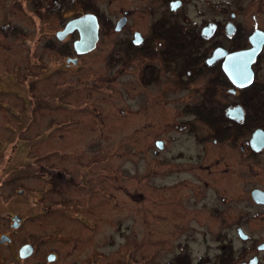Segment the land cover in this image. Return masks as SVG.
Wrapping results in <instances>:
<instances>
[{
	"label": "rangeland",
	"instance_id": "374dc122",
	"mask_svg": "<svg viewBox=\"0 0 264 264\" xmlns=\"http://www.w3.org/2000/svg\"><path fill=\"white\" fill-rule=\"evenodd\" d=\"M97 1L107 7V0ZM200 12L221 30L234 13L243 38L264 31V0H194L190 16L198 20ZM221 34L218 29L210 43ZM102 39L98 50L70 66L38 46L54 73L44 78L37 65L32 68L38 73L31 80L43 77L31 86L35 94L26 76L0 73V235L11 229L7 214L22 218L13 246L0 244V264H21L13 256L26 242L36 248L26 264H46L48 252L58 254L55 264H85L95 253L97 264H125L130 253L131 264H169L176 255L192 264H220L225 251H231L228 264H247L254 256L264 264V251L257 249L264 219L249 195L253 186L264 190V174L239 171L233 157L239 142L235 149L228 143L206 149L191 138L171 144L165 157L180 148L193 167L160 168L152 154L159 126L144 124L141 101L127 94L125 77H110V39ZM5 49L0 46V66L9 69L13 60L24 70L26 49ZM260 61L258 80L264 82V48ZM57 88L65 94L52 107H39ZM162 128L168 138L176 135ZM219 155L226 164L215 166ZM8 186L32 190L12 201Z\"/></svg>",
	"mask_w": 264,
	"mask_h": 264
},
{
	"label": "flooded vegetation",
	"instance_id": "af4514ba",
	"mask_svg": "<svg viewBox=\"0 0 264 264\" xmlns=\"http://www.w3.org/2000/svg\"><path fill=\"white\" fill-rule=\"evenodd\" d=\"M191 1L194 2V0H107V7L102 8L97 0H0V46L4 49L8 46L7 50L5 49L8 52L17 51L20 47L26 49L24 70L18 66L20 62L11 60V68L0 66V73L16 72L18 76L30 78L32 74L38 73L32 71L37 65L39 73L45 78L54 71L49 70L51 60L46 62L42 55L40 56L38 46L45 49L44 52L50 56L65 58V65L70 66L76 65L82 57L98 50L103 36H108L110 39L108 66L112 70L110 77L116 79L123 75L126 79L127 94L134 93L141 101L139 112L144 124L149 126L155 123L159 126V134L153 140L152 154L158 160L160 168L172 172L192 166V159L187 157L189 153L180 148L175 153H170L169 157H165L171 144L175 142L180 145L188 142L186 138L196 140L198 144L206 146V149L210 144L218 148L223 143H228L235 149L239 142L238 150L235 151L236 156H233L235 162L241 166L239 171L245 170L251 177H258L264 174V147L254 150L249 141L254 131L260 129L264 133V82L258 80V72L262 70L260 59L264 44L251 65L253 72L251 85L254 83L256 85L243 88L234 86L222 69L224 58L212 64H208L207 60L216 48H222L227 53L250 48L248 42L250 35L244 48L234 49L239 41L233 36L238 33L240 36V31L233 20L235 31L229 37L231 41H228L225 34L227 22L221 30L219 22H211L201 12L202 17L199 16L198 20H195L189 13ZM86 15H93L96 18L98 40L93 50L78 54L74 49V43L79 39L77 29L65 37H61V32L69 22ZM212 25L214 26L212 32L205 35L204 30H209ZM218 29L219 32L222 31L223 39L212 44L211 35ZM21 37L24 40L18 45L17 40ZM68 59H75L76 62L68 63ZM4 63L6 65L8 61ZM43 77L37 78L41 80ZM34 79L28 83L34 82ZM27 87L33 89L35 94L34 87ZM236 107L243 111L241 120L228 116L227 112ZM244 124L250 125L251 130L244 131ZM162 126L170 128L176 135L168 138ZM215 126L229 128L225 139L218 140L212 136L211 127ZM143 153H146V150ZM214 163L215 166L220 163L226 164L222 155H219ZM228 169L225 167L222 172L225 173ZM57 174H62V171H57ZM8 187L12 192L6 198L12 201L19 199V196L23 197L25 190L27 192L32 190L28 186ZM254 189L260 188L253 186L249 193L250 198ZM255 205L261 208L259 212L262 215L258 218L264 219L262 211L264 205L256 203ZM214 211L218 214L217 209ZM68 217L72 216L68 214ZM16 218L18 226L14 227L13 222ZM6 219L11 229L0 235V239L1 236L8 238L0 244L10 247L14 244L13 234L22 224V218L17 213H10ZM85 234L86 232L82 231V236ZM107 239L109 242V238ZM26 244L30 243H22L16 247V252L14 251L15 261L18 260L21 264L33 259L36 253V248L33 247L29 256L21 258L19 250ZM96 254H93L85 264H97ZM49 255L54 256L53 261H47ZM144 255L140 257V261L145 258ZM179 257L182 256L176 255L169 264H177ZM131 259L132 253L126 257L125 264H131ZM45 260L46 264H55L59 256L54 252H48ZM137 263L133 261L132 264Z\"/></svg>",
	"mask_w": 264,
	"mask_h": 264
},
{
	"label": "water",
	"instance_id": "95a60500",
	"mask_svg": "<svg viewBox=\"0 0 264 264\" xmlns=\"http://www.w3.org/2000/svg\"><path fill=\"white\" fill-rule=\"evenodd\" d=\"M230 21L225 25V34L230 37L234 31L235 26L232 19L235 17L234 13L230 14ZM213 25L208 30H204V34L208 35L213 30ZM79 32V39L74 43V49L78 54L88 53L95 48L96 42L98 40V24L95 16L86 15L82 18L69 22L65 29L61 32V37H65L74 30ZM211 31V32H210ZM248 42L250 48L235 51L232 53H227L226 50L222 48H216L211 57L207 60L208 64H212L214 61L224 58L222 69L227 75L229 81L236 87L243 88L251 85L253 81V72L251 65L254 63L257 55L260 53L262 45L264 44V32L260 30H254L248 37ZM67 62L75 63V59H68ZM228 116L232 119L241 120L243 116V111L240 107L233 108L229 110ZM250 145L254 150H260L264 147V133L258 129L253 132L250 138ZM252 200L259 205H264V191L260 189H254L251 192ZM13 226H18V219L16 218L13 222ZM241 239H246L247 236L243 234L239 228L237 231ZM8 238L1 236L0 242L3 243L7 241ZM259 251L264 250V243L257 247ZM33 251V246L26 244L22 246L19 250V256L25 258L29 256ZM54 256L49 255L47 261H53ZM247 264H257V257H253Z\"/></svg>",
	"mask_w": 264,
	"mask_h": 264
},
{
	"label": "trees",
	"instance_id": "16d2710c",
	"mask_svg": "<svg viewBox=\"0 0 264 264\" xmlns=\"http://www.w3.org/2000/svg\"><path fill=\"white\" fill-rule=\"evenodd\" d=\"M237 32H239V31H237ZM238 35H239V33H238ZM238 35H234L233 36V38H236L239 42H237L236 44V46H235V48L234 49H240V48H244L246 45H247V38H243V37H241V36H238ZM30 78H26L25 80V84L27 85V86H34L35 84V81H37L38 80V78H36V79H34V82H31L30 84L28 83ZM31 80V79H30ZM256 85V83H254V84H252L251 86H255ZM68 90V88H66V91ZM65 94V92H63V90L61 89V88H57V89H55L53 92H51L50 94H48L46 97H48L49 96V99L47 100V101H44V102H42V104H38V106L39 107H43V106H47V107H52L53 105H54V103L56 102V101H58L59 99H60V97H62V95H64ZM250 106V103H248V107ZM51 109H53V108H51ZM212 128V131H213V134H212V136L213 137H215V138H217L218 140H223V139H225V135L227 134V132L229 133V128L228 129H226V128H223V127H217V126H215V127H211ZM249 131V130H251V126L250 125H246V124H244V131ZM34 173V172H33ZM231 251H228V252H223V254H222V257H221V259L220 260H222V259H228L229 257H230V259H232V257H231ZM185 258V259H184ZM179 259V261H178V263L177 264H192L191 262H189L188 260H187V258L186 257H179L178 258ZM223 260V262L222 263H220V264H228V260H226V261H224ZM183 262V263H182ZM196 264H204L201 260H200V262L199 263H196Z\"/></svg>",
	"mask_w": 264,
	"mask_h": 264
}]
</instances>
